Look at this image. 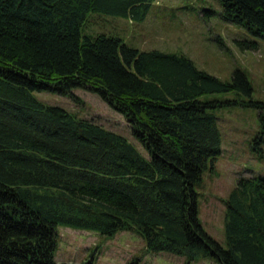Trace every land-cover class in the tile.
Instances as JSON below:
<instances>
[{
  "label": "trees",
  "instance_id": "1",
  "mask_svg": "<svg viewBox=\"0 0 264 264\" xmlns=\"http://www.w3.org/2000/svg\"><path fill=\"white\" fill-rule=\"evenodd\" d=\"M150 2L0 0V264H75L54 258L59 225L105 235L132 229L146 249L189 260L264 264L263 175L237 176L226 194V245L197 216L194 187L220 152L214 109L233 101L206 95L249 94L243 71L221 79L182 52L81 32L89 11L140 20ZM220 5L223 19L264 32V0ZM73 87L121 113L147 156L124 135L33 94L72 95Z\"/></svg>",
  "mask_w": 264,
  "mask_h": 264
},
{
  "label": "rangeland",
  "instance_id": "2",
  "mask_svg": "<svg viewBox=\"0 0 264 264\" xmlns=\"http://www.w3.org/2000/svg\"><path fill=\"white\" fill-rule=\"evenodd\" d=\"M220 8V0H151L140 20L89 11L81 32L117 35L138 49L182 52L198 68L221 79H229L235 68L243 71L251 86L249 94L230 91L206 95L233 101L214 109L220 152L214 164L202 171L201 180L194 187L202 227L221 245H226L223 230L226 194L239 175L264 176V124L259 117L260 113L264 122V32L255 34L241 24L223 19ZM71 93L33 90L45 103L60 105L124 135L147 156L121 113L92 90L73 87ZM249 98L260 102L259 106L245 104L243 100ZM56 230L54 258L59 261L124 264L134 259L135 264H218L208 256L189 260L169 251H150L132 229L117 230L111 235L64 225Z\"/></svg>",
  "mask_w": 264,
  "mask_h": 264
}]
</instances>
